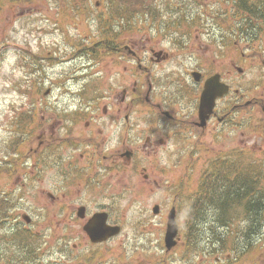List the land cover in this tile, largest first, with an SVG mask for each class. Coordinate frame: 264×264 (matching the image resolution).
Here are the masks:
<instances>
[{
	"label": "rangeland",
	"instance_id": "rangeland-1",
	"mask_svg": "<svg viewBox=\"0 0 264 264\" xmlns=\"http://www.w3.org/2000/svg\"><path fill=\"white\" fill-rule=\"evenodd\" d=\"M146 3L152 18L149 14L142 18L132 14L131 20L121 31L125 33L124 38L116 43L120 47L124 44L130 46L136 56H139L138 64L135 58L122 53L103 54L102 44L99 42L101 35L96 29L95 19L96 14H101V9L96 8H106L104 0H18L16 4H12L11 0H0V40L13 42H8L0 53V150L2 149L6 162L0 159V167L5 164L7 168H11L8 176H0V193H10L6 197L14 202V218L7 222L1 232L7 239L14 231L13 225L17 224L19 228L25 229L18 223L22 212L29 214L34 221V224L26 229L32 233L43 230L47 238L50 228V195H64L67 199H73L74 206H79L93 196L105 197L107 189L113 188L117 196L121 219L119 221L125 242L136 247L139 261L146 258L148 264H215L219 258L223 262L226 253L209 249L220 250L215 241H219L217 237L223 239L222 236L230 230L214 223L216 217L212 211L208 212L204 221L199 222L200 247L195 250L185 248L188 235L184 238V232L188 223L179 215L177 223L180 228V240L174 249L165 252L163 236L167 209L172 202L178 205L185 203L188 196L195 198L194 194L188 193L184 188L178 191L183 171L181 166L167 172H146L145 174L149 175L146 180L143 179V174L135 177L131 172H123L118 168L104 171L102 167H96L93 173L95 170L98 173L94 176L86 171V167L91 165L81 164L79 154H83L84 159L90 162L96 154L87 152L91 150L90 146L82 144L73 152L79 164L76 167L85 173L93 186L99 189V193L90 195L85 186L86 180L82 178L74 184L60 188L59 193L55 186L64 178L54 179V175H60L68 167L63 169L62 163L54 164L52 157L47 158L44 152L41 155L45 160L40 162L25 160L20 154V150L24 148L25 153L30 150V155L36 154L35 149L40 142L49 144L56 142L58 136L62 138L69 128L64 115L73 112H80L85 117L73 129L79 137L74 138L80 143H85L83 140L98 129L99 118L105 116L106 119H112L118 108L121 116L128 114L127 107L131 97L126 103H120L123 88L134 87L136 81L140 93L134 100H142L150 83L158 85L160 77L176 68L192 70L203 63L206 69L212 66L213 70L223 74L231 87L233 83L229 78L234 77L236 83L247 91L252 100L264 97V65L258 53L264 48L263 21L255 22L257 30L252 31L255 35L251 39L248 37L249 42L236 43L231 36L226 39V31L233 26L222 24L219 27L215 18L209 17L210 14H215L216 17V13L219 20L230 16L233 8L231 0H146ZM183 7L194 9H185L184 15L188 17H184V20L195 19L197 25L201 23V19L205 21L206 17V22L212 25V35L211 38H198L197 33H194L189 40L184 41L182 51L185 53V61L182 67H178L181 56H177L178 52L173 49L166 26L175 20L172 14H168V8L173 10ZM56 8L64 10L58 12ZM71 8L76 9L73 11ZM196 9L198 11H195ZM6 24L7 30L3 32ZM41 30L44 31L43 34H40ZM116 31H120V27H117ZM152 48L155 52L166 51L176 55H170V58L174 57L163 63L148 62L149 57H153L150 52ZM261 56L264 57V54ZM236 68H241L242 72L238 73ZM144 69L146 70L143 71ZM255 83L259 85L258 90L254 88ZM46 90L49 91L48 95L44 94ZM70 93L75 95L74 98ZM89 101L99 104L96 112L87 113L86 106ZM104 108L108 109V114H102ZM49 111L59 114L61 118L51 119ZM256 111L252 113L249 108L238 115L233 113L234 122H241L242 119L247 121L243 123V128L233 126L218 146L211 143L213 138L210 131H206L202 137L195 134L192 136L190 148L198 139L207 147L206 152L204 149L203 152H197L198 159L188 161V164L198 166L197 174H200L201 169H205V162L219 150L230 151L233 148L250 152L249 163H255L258 159L264 168V135L261 134L264 116L258 109ZM24 115L31 116V122L26 129L28 132L25 134L17 129V122L22 120ZM135 115L133 112L132 116ZM92 117L96 120L93 121ZM145 118L143 115L137 116L140 132L147 128ZM15 143L17 144L14 145ZM170 149L169 144L167 151ZM71 153V149L61 148L58 151L59 160L62 162ZM102 154L107 157L98 156L97 160L101 166H106L111 159L110 145L103 148ZM29 157L32 156L26 158ZM12 161L17 162V167ZM187 168L188 166L186 171ZM75 172L81 175L80 172ZM196 179L193 170L190 182L192 186L196 184ZM152 180H156L159 186H154ZM73 181L76 180L72 179L71 182ZM101 203L103 202L99 204ZM154 204L160 206L158 216L151 214ZM254 226L248 222V234L253 232ZM72 232L73 242H80L81 224L73 222ZM256 234L259 235L255 238H249L248 235L247 246H243V241L238 261L233 264H264V223H261ZM237 238L240 242L241 234L237 235ZM225 240L230 241L228 238ZM15 249L16 246L12 245V251Z\"/></svg>",
	"mask_w": 264,
	"mask_h": 264
},
{
	"label": "flooded vegetation",
	"instance_id": "flooded-vegetation-1",
	"mask_svg": "<svg viewBox=\"0 0 264 264\" xmlns=\"http://www.w3.org/2000/svg\"><path fill=\"white\" fill-rule=\"evenodd\" d=\"M126 47L131 49L130 46L124 45L123 49L126 51H128ZM150 52L154 53L155 51L152 48ZM166 58H168V54H160V58L156 63H161ZM150 60L154 59L150 58ZM194 71L199 73L197 81L191 78ZM216 73L217 71L213 70L212 66L206 69L202 63L197 68L186 70V76L177 78L176 81L162 78L159 91L161 94L167 96L166 101L169 105L160 102L155 103L151 100L150 96H155L158 85L151 86L149 84L144 108H138L136 102L130 101L127 107L128 114L126 113L121 116V111L118 108L117 112L113 114L112 119L99 118V126L96 130L97 135L100 137L112 136L115 142L114 147L116 149L111 152V166L120 167V163H123L127 168L135 166L134 155L137 151H141V155L146 160L144 162L145 165L140 169L141 173L147 172L153 174L165 172L170 167L176 166L173 164L169 165V163L183 162L185 157H189L191 160L192 153L201 151L203 147L201 139H198L196 142V145L199 146L198 149H186V147H189L194 134L202 137L206 131H210V134L217 136V126H221L224 134L219 135V138L227 135V132L231 131L233 126L243 128V123L247 120L242 119L241 122H233L232 126V114L238 115L244 111H248L249 108H251L252 113L257 112L256 109H258L264 115L262 111L264 107L263 98L259 97L258 99L249 101L247 91L242 90L240 93V89L235 88L231 92V97L225 96L216 102L206 127L204 129L199 128L197 123L200 95L205 81ZM220 77L225 82L226 77L221 73ZM229 79L232 81L233 86L238 85L234 77L230 76ZM136 85L137 82L134 81V87H132L133 93L136 91ZM127 95L128 92L125 90L120 101L121 104L125 102ZM244 98H246L245 101ZM222 100L223 102H221ZM132 112L136 115L130 116ZM108 113V109L104 108L102 114ZM137 114L147 116L148 118L146 121L147 128L141 132L138 131ZM84 119V115L80 112H73L67 116L70 129L76 128L75 126ZM211 124L213 125L210 128ZM104 142L105 140H102L100 144L103 145ZM173 143L177 145L172 148L170 153L167 151V145L170 144L171 146ZM42 144L40 142L38 146ZM125 152H129V156L124 155ZM132 154L133 157H131ZM164 163H166V166L163 165ZM181 167L184 170L186 166L182 164ZM188 167H191V165H188ZM2 175L3 172H0V176ZM148 177L149 175L145 176L147 179ZM78 181H58L55 187L59 189L60 193V188L67 187ZM152 183L154 186H159L156 180H152ZM180 185L181 183H179L178 188H180ZM86 189L90 195L99 193V189L94 186L87 187ZM232 195L233 191L230 188L226 193V198L231 201ZM49 198L50 228L47 238L42 230L36 233L33 240H31L27 231L26 235L22 236L21 242L17 245L12 258L2 260L0 264H137L135 246L122 244L121 242L113 244V240L116 237H111L105 242L92 243L84 231V226L90 221L91 217L100 212L107 214V223L109 225L119 224L113 221L116 218V212L119 211L116 202L117 196L113 188L107 189L105 197L93 196L85 204L79 206H74L73 199H67L64 195L63 197L60 195H50ZM101 201L103 203L100 205ZM80 208H83L81 213L79 211ZM8 210V197L0 198V216L4 219L8 217ZM73 222L81 224L80 242L77 243L73 242ZM2 241L5 242L6 239H2Z\"/></svg>",
	"mask_w": 264,
	"mask_h": 264
},
{
	"label": "trees",
	"instance_id": "trees-1",
	"mask_svg": "<svg viewBox=\"0 0 264 264\" xmlns=\"http://www.w3.org/2000/svg\"><path fill=\"white\" fill-rule=\"evenodd\" d=\"M117 2L118 5H122L125 6L127 4H130L131 2H133V0H128V2H126V0H114ZM140 3V8H147L146 6V0H138ZM232 6L233 8H248V11H251V9L249 8H264V0H231ZM264 11V9H263ZM264 20V15L262 14L261 17ZM238 172V171H237ZM239 175V174H238ZM243 176H240V180L239 182H243ZM258 183L257 182H253L252 184H249V187H245L243 185H233V196L230 201H226V197H225V193L220 195V197H214L213 198V202L215 205V209L218 210V215H217V221H214L215 223L217 222L218 224L222 225V226H228L230 224H233L234 221L232 219H230L228 216H226V214H228L229 210H230V205L232 203V201H235L236 203L233 204L234 207H240L243 206L244 207V202L246 199H248L247 202V208L248 211H250L251 214V218L249 220V222L251 224H254V230L253 232L250 234H248V231H235L232 230L231 232V240L234 241V239L237 238V235L241 234V239L242 241H244V239L246 238V236L249 235V238H254V236L256 235L258 228L260 227L261 223H264V207H263V211H262V216L261 218H256V216L258 215L259 209L256 207V199H254V197H258V195H260L261 191H263V196H264V188L258 187L257 186ZM258 206H260V204H258ZM256 208V209H252V208ZM247 232V233H246ZM218 240H221V238H217ZM252 245L254 244V242L252 241L251 243ZM240 253L238 252L237 256ZM243 254V253H241Z\"/></svg>",
	"mask_w": 264,
	"mask_h": 264
},
{
	"label": "water",
	"instance_id": "water-1",
	"mask_svg": "<svg viewBox=\"0 0 264 264\" xmlns=\"http://www.w3.org/2000/svg\"><path fill=\"white\" fill-rule=\"evenodd\" d=\"M226 91H227L226 86H224L222 83H219L218 76H216L213 79H210L207 82L203 96H202V104H203V107L207 108V112H210L213 106L214 100L217 97L222 96ZM176 231H177V228L174 225L173 217L171 216L169 217L167 233L165 237V243L168 249H171V247L175 245V241H173V238L175 237ZM89 235L91 239L95 241L97 238L105 239L110 234L106 231V227L101 226L99 227V230L96 234L91 235L89 233Z\"/></svg>",
	"mask_w": 264,
	"mask_h": 264
}]
</instances>
